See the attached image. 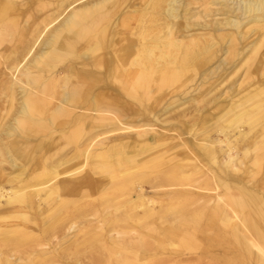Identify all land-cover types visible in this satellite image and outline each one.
<instances>
[{"label": "bare ground", "instance_id": "obj_1", "mask_svg": "<svg viewBox=\"0 0 264 264\" xmlns=\"http://www.w3.org/2000/svg\"><path fill=\"white\" fill-rule=\"evenodd\" d=\"M80 216L81 264H264V0H0V264Z\"/></svg>", "mask_w": 264, "mask_h": 264}, {"label": "rangeland", "instance_id": "obj_2", "mask_svg": "<svg viewBox=\"0 0 264 264\" xmlns=\"http://www.w3.org/2000/svg\"><path fill=\"white\" fill-rule=\"evenodd\" d=\"M217 88L218 87H216L215 89ZM215 89L212 91L211 94H209L210 96H213L214 94H217L221 91V89L219 90H215ZM192 111H193V106L188 104L181 110L176 109L172 111L171 114H168L167 116H170L171 118H179L183 115L188 116L190 113H192ZM4 167H5V171L9 172L7 164H4ZM84 201H85V198L81 200V203H83ZM172 217L173 216L169 218L171 220V223L172 222L174 223L175 221L173 220ZM73 219L71 218L70 220V218H64L63 220H60L57 224H54V228L49 236L45 234L41 235V240L43 241L44 244L38 248H42L47 251H52L55 248H58L57 252L47 254L48 256L46 257L48 258V261H51L52 263L57 262L58 264H81L83 263L84 259H82V257L84 254H80V251L83 248L81 247V245L77 244L76 240L79 236H80L79 240L84 239L83 232H88L89 231L88 229L91 227L85 222L84 217L80 216V217L75 218L76 226L70 231H68L67 228L68 226L71 225V223L73 222ZM103 227H104V231H103V234H104L107 231V229H110V224L104 223ZM77 229L78 231L80 230V233L77 231ZM181 238L182 236L162 237V235H150V236L145 235L144 245L147 247L148 252L146 253L148 256L153 255L155 253L154 249L156 245H158L157 243L160 241V244L158 247L159 252L155 253L156 257L148 258L146 260H141L139 262L137 261L134 262L132 255L130 253L129 259L127 260L129 261L130 264H192L193 261H189V262L185 261L184 263H180L176 259L175 260L172 259L171 258L172 255L170 251H172L173 248L174 249L179 248L183 250V252L186 253V255H184L183 257L187 258V256H191V255L195 256V254L199 252V250L196 247L199 246V243L204 241L202 240L203 237H201V235L198 233L194 235L193 239L191 238L189 241H186L185 243L181 242ZM96 239L98 242L97 241L94 242L95 246H97V244L98 243L100 244L101 242L99 238H96ZM210 241L215 244V248L213 250L214 258H211V257L205 258L204 259L205 264H230L228 260L234 258L229 251V250H232V248H230V245L224 244L223 246H221L220 244L216 243L217 240L215 237L214 238L210 237ZM169 242H173L175 245L171 246ZM117 251H120V250L119 249H116L113 251L108 250L107 252L104 251L101 254L100 252L98 253L100 254L101 258H103V260L106 259L107 254H108V258L110 257L112 260L113 258L118 257L116 255H119V254L113 253ZM86 261H87V258H85L84 262Z\"/></svg>", "mask_w": 264, "mask_h": 264}]
</instances>
